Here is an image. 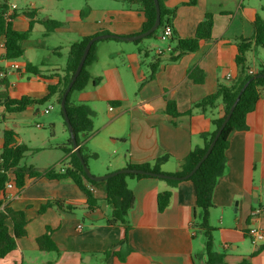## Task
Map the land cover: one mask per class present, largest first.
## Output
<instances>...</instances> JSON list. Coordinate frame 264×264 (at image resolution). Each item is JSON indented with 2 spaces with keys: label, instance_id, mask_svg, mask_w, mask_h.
Instances as JSON below:
<instances>
[{
  "label": "crops",
  "instance_id": "0c3cea01",
  "mask_svg": "<svg viewBox=\"0 0 264 264\" xmlns=\"http://www.w3.org/2000/svg\"><path fill=\"white\" fill-rule=\"evenodd\" d=\"M192 1L162 0L167 9L175 12L171 24L176 38H193L207 14L214 18L212 39L202 41L196 52L184 54L176 61L168 55H156L155 49L164 46L159 40L160 32L150 38L159 42L154 49L150 41H144L146 38L140 43L119 39L98 41L97 60L88 68L92 79L84 90L74 92L70 98L72 103L85 104L90 110L92 131L87 138L80 136L79 146L86 147L87 164L94 176L127 169L130 164L153 166L161 159L160 169L164 174L176 173L188 154L202 146V135L213 131L212 120L224 115L221 102L206 112L195 109L189 115L188 111L215 93L220 85L229 86L238 78L237 42L254 36L256 18L260 16L264 20V0ZM8 5L11 9L14 4ZM85 5L84 17L81 13L85 10L79 8L66 22L51 18L41 21L39 10L34 17L36 23L31 36L41 27L45 37L62 36L56 46L60 51L53 53L58 60L48 58L43 45L45 38L31 45L34 41L30 36L23 42L24 55L16 61L3 59L4 51L0 49V68L7 74L12 98L45 97L47 86L57 84L58 75H64L71 45L81 38L106 33L132 37L142 33L146 18L139 3L108 0L97 5L90 0ZM18 18L13 21L14 29L27 31L29 18L23 14L26 24L23 30L17 27ZM47 20L59 21L61 25L47 32L44 25ZM14 63L18 70L10 69ZM27 63L38 66L44 76L26 73ZM153 64L158 68L152 77ZM261 66H264V49L254 47L247 53V67L256 72ZM195 68L204 72L201 84L189 77ZM57 100L56 95L47 102L54 101L51 105L54 109L58 105L61 111ZM169 100L176 103L180 116L172 117L166 112ZM34 108L21 113L40 115ZM45 110V115L51 113L46 114ZM1 112L5 126L0 147L5 129L17 134L18 144H25L19 136L20 124L13 122L10 126L6 122L13 118L10 115L20 113ZM60 114L63 118L60 142H51L57 126L50 122L49 135L42 137L45 146L40 152L44 156L21 166L40 172L50 169L63 172L70 167L69 156L60 147L71 140V134ZM127 183L135 204L128 215L130 228L126 236L123 226L108 223L111 210L105 201L103 182L92 187L98 207L89 210L87 196L71 179L28 177L24 188L13 189L11 199L5 203L24 212L27 234L17 239L16 249L0 264H205L204 240L195 227L200 211L196 207L193 183L187 179L174 188L154 178L132 179ZM168 189L172 192L170 204L159 212L157 196ZM49 201H62L73 210L51 206L40 213ZM213 202L210 224L215 229L216 250L224 254V263L264 264V242L254 245L248 235L252 227L264 230V93L247 116V129L235 130L229 136L226 168L215 186ZM260 210V214L254 215ZM48 227L58 253L42 252L38 248L36 240Z\"/></svg>",
  "mask_w": 264,
  "mask_h": 264
},
{
  "label": "trees",
  "instance_id": "16d2710c",
  "mask_svg": "<svg viewBox=\"0 0 264 264\" xmlns=\"http://www.w3.org/2000/svg\"><path fill=\"white\" fill-rule=\"evenodd\" d=\"M121 1H126L131 4L139 3L141 5L146 18L142 33L154 25L156 20V7L154 0ZM159 2L161 7V26L147 38H155L165 24H171V18L175 14L173 10H169L163 5L162 0H159ZM192 3H195V0H193ZM37 13V9H29L23 12V14L29 18V28L24 32L17 31L14 29L13 21L19 16L18 12L15 9H10L8 0H0V45L3 44V59L7 61H16L22 58L25 53L23 42L28 40L31 36L33 27L36 23L34 17ZM86 13L87 10L82 11V17H84ZM44 25L47 32H53L61 25V23L56 20H47L44 21ZM254 25V36L250 39H239L237 42L238 52L236 55V64L239 68L238 78L229 86L220 85L215 93L205 97L188 111L189 115H191L192 111L195 109H200L203 112H206L209 109L216 108L217 103L221 102L224 115L212 120L213 131L202 135V146L195 148L188 154L179 171L169 174L175 177H183L188 175L195 168L208 150L239 92L251 79H253L249 82L241 95L240 101L226 127L223 129L212 152L201 164L200 168L188 179V181L193 183L196 189V207L199 209L200 214L198 221L195 223V227L204 238L203 257L205 258V264H225L224 254L217 252L215 247V229L210 224V211L215 207L213 202L215 186L219 178L225 172L226 150L228 148L229 136L235 130L247 129V116L255 110L261 95L264 93V78H255L258 75H264V66L259 67L254 74H250L247 67V53L254 47H261L264 49V20L258 16ZM213 26V15L207 14L205 19L197 26L196 34L193 38L179 39L175 37L174 33L171 42L174 44L176 54L171 56V59L176 61L184 54L196 52L200 48L202 41H209L212 39ZM98 35L83 37L71 45L64 69V75H58L59 81L57 84H49L47 86L48 93L43 98L23 96L20 99H14L9 94V80L7 74L0 77V108H3L5 113L9 114L21 113L28 108L44 105L56 95L58 96L57 102L60 104L63 94L73 78L83 56L87 43L93 37ZM140 42L141 40L136 41V43ZM97 43L98 42H95L92 45L82 71L66 100L67 112L78 144L80 143V136H83L84 138L89 136L92 131L93 122L89 107L85 104H74L70 98L74 92L84 90L92 79L88 68L97 60ZM144 52L147 55V50ZM157 68V64L152 65V77ZM1 70L2 69L0 68V72H2ZM25 72L31 75L44 76L42 70L31 63L26 64ZM189 77L194 80V82L201 84L204 80V72L195 68L190 71ZM166 112L172 117L180 116L176 103L171 100L167 103ZM61 113L63 115L62 110ZM72 147L73 143L71 140L66 145L60 147L61 150L68 154L70 167L66 168L63 172H56L54 169L40 172L32 167L26 168L25 166H21L26 153L29 151L28 146L17 143V134L13 130L5 129L3 131V143L0 147V261L16 249L17 239L23 238L27 234L26 225L28 221L24 212L15 210L5 204L4 191L8 182L12 181L15 189L20 191L24 188L28 177H45L49 180L57 181L71 179L87 196L88 209L94 210L98 207V199L95 197L92 187L99 184V182L92 181L86 176L82 163ZM80 152L87 164L89 155L86 152V147L81 146ZM92 156L94 157L95 155ZM161 161H163V159L153 166L148 163L130 164L128 169H142L154 173H163L160 169ZM143 178L159 179L147 175L122 173L103 181L106 193L105 201L111 210V217L108 220V223L111 225L123 226L125 228L126 236L130 228L128 215L135 204L134 194L129 189L127 181ZM162 180L167 183L169 188H174L184 181L174 179ZM171 197L172 192L169 189L158 194L157 204L159 212L166 210L170 204ZM51 206H57L64 210H73V207L65 205L62 201H49L42 206L40 213L44 212ZM51 232V229L48 227L46 233L38 237L36 242L40 251L58 253L59 250L51 237ZM121 258L123 259V257Z\"/></svg>",
  "mask_w": 264,
  "mask_h": 264
},
{
  "label": "rangeland",
  "instance_id": "374dc122",
  "mask_svg": "<svg viewBox=\"0 0 264 264\" xmlns=\"http://www.w3.org/2000/svg\"><path fill=\"white\" fill-rule=\"evenodd\" d=\"M87 1L90 0H8V4H14L17 7L16 11L19 14V18L16 20L17 27L19 30H23V28L26 26L25 20L23 18V12L29 9L39 10V18L41 19V21L45 20L46 18H51L66 22L67 18H70L75 10L79 8H82V10H86L87 6L85 5V2ZM105 1L108 2V0H94V3H96L97 5H103ZM68 9H70L71 11H67ZM39 29L40 30H35V32L32 34L31 39L34 42H32L31 45H36L38 40L45 38L43 45L46 47L45 49L48 58L58 60V58H55L53 53L56 51H60V49H57L56 46H58V44L60 43L62 36H59L58 34H49L47 37H45L43 28L41 27ZM144 41H150L151 49H154L155 45L159 44V42L155 39L150 40V38H146V40ZM160 47L162 46L160 45ZM53 102L54 101H51L45 103L44 105L36 106L34 108V111H40L41 113L38 116H34V112H28L25 114L20 113L10 115L13 118H8V120L6 121L10 126H13V122H18L20 124V127L18 129L19 136L26 142L25 144L28 146V148L31 149V151L26 154V157L22 161V165L24 162L31 163L37 160L39 157L42 159V157L44 156V154H41L40 152L45 146L42 137L46 133H50V122L55 123L57 126L56 136L54 139H51V142H54L56 144L60 142V139L63 137V118L60 114L61 111L59 106L57 105V107L52 110L49 115H45L43 113L47 106L51 105ZM1 111H3L2 108H0V137L5 126L3 123L4 119L2 117L3 112ZM36 124L42 125V128L36 127ZM87 166L92 173V168L90 167V165L87 164ZM200 239L204 240L202 235L200 236Z\"/></svg>",
  "mask_w": 264,
  "mask_h": 264
},
{
  "label": "water",
  "instance_id": "95a60500",
  "mask_svg": "<svg viewBox=\"0 0 264 264\" xmlns=\"http://www.w3.org/2000/svg\"><path fill=\"white\" fill-rule=\"evenodd\" d=\"M154 3H155V7H156V20H155V23L154 25L148 29L147 31L141 33V34H138L136 36H132V37H123V36H119V35H115V34H110V33H106V34H100L96 37H93L86 45L85 49H84V53H83V56L78 64V67L75 71V74L73 76V78L71 79L68 87L66 88L64 94H63V97H62V100L60 102V105H61V110L63 112V116H64V119H65V122L69 128V131H70V134H71V141L73 143V148H74V152L76 153V155L78 156V158L80 159L81 163H82V166L84 168V171L86 173V176L92 180V181H95V182H103V181H106L107 179H109L110 177H113V176H116L118 174H122V173H126V174H140V175H147V176H150V177H155V178H159V179H174V180H187L189 179L201 166V164L207 159V157L209 156V154L212 152L217 140L219 139L223 129L226 127L228 121L230 120L238 102L240 101V98H241V95L243 94L244 90L246 89V87L248 86L249 82L252 81L253 79H251L242 89L241 91L239 92L234 104L232 105L229 113L227 114L225 120L223 121L221 127L219 128V130L217 131L213 141L211 142L208 150L206 151V153L204 154V156L202 157V159L198 162V164L195 166V168L186 176H183V177H175V176H171V175H168V174H164V173H154V172H150V171H146V170H142V169H122V170H119V171H115V172H112L108 175H105V176H102V177H97V176H94L84 158H83V155L82 153L80 152V146L78 144V141L76 139V136H75V133L73 131V127H72V124H71V121H70V118H69V115H68V112H67V108H66V100H67V96L68 94L70 93L74 83L76 82L78 76L80 75L81 71H82V68L85 64V61L87 59V56L90 52V49L92 47V45L95 43V42H98L100 40H108V39H119V40H124V41H130V42H134V41H138V40H141V39H144V38H147L148 36H150L152 33H154L155 31H157L160 26H161V7H160V2L159 0H154ZM255 78H264V75H258L256 76Z\"/></svg>",
  "mask_w": 264,
  "mask_h": 264
},
{
  "label": "built area",
  "instance_id": "2783aa9c",
  "mask_svg": "<svg viewBox=\"0 0 264 264\" xmlns=\"http://www.w3.org/2000/svg\"><path fill=\"white\" fill-rule=\"evenodd\" d=\"M11 9L14 10L16 9V6L13 5L11 6ZM174 36V28L172 26V24H165L162 28H161V32L159 35V39L162 43H164V46L162 47H157V49L155 50V53L158 57H163V56H173L174 54H176L175 49H174V44L171 42L172 37ZM0 49L3 50V44L0 45ZM10 69L13 70H18L19 67L14 63L11 64ZM250 74H254L255 71L253 70H249ZM6 73H4V71L0 72V77H3ZM231 76L228 75V78H230ZM54 109V105H50L46 110L45 113L48 114L50 111H52ZM13 189H15L14 187V183L8 182L6 184L5 187V191H4V200L5 202L7 200H10L12 197V191ZM261 213L260 211H256L254 215H258ZM79 229L82 228V225L78 226ZM248 235L252 241V243L254 245H257L259 243L264 242V230L262 228L259 227H252L250 228Z\"/></svg>",
  "mask_w": 264,
  "mask_h": 264
}]
</instances>
